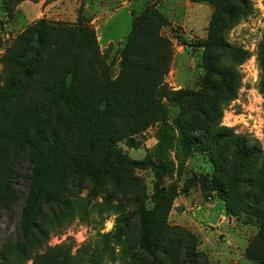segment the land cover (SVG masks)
<instances>
[{
  "label": "rangeland",
  "instance_id": "rangeland-1",
  "mask_svg": "<svg viewBox=\"0 0 264 264\" xmlns=\"http://www.w3.org/2000/svg\"><path fill=\"white\" fill-rule=\"evenodd\" d=\"M123 1L20 0L9 15L4 12L0 0V88L8 77L20 76V69L14 61L21 50L22 37L27 35L30 27L44 19L51 32L49 45L33 77L22 81L0 126V195L11 178L14 179L12 190L15 196L4 203L0 202V264L8 261L7 264H31L30 259L15 261L14 255L16 241L20 238L22 202L33 167L27 149L34 145L37 155H42L54 129L60 130L61 138L66 135L70 137L61 147L65 162L66 154H75L78 151L76 147L83 146L82 126L71 124L63 107L48 90L49 81L64 74L72 62L79 67L80 80L83 84L92 85L93 90L98 89L101 77L110 80L117 77L119 52L131 29V13H137L149 5L155 7L150 0H131L130 12L127 8L115 11ZM166 1L175 2V12L178 6L185 8L187 2H193ZM251 2L252 12L226 35L229 43L242 46L249 57L237 67L241 74L240 87L236 98L224 106L220 125L246 136L252 143L257 142L264 153V96L259 91L261 69L257 58L258 44L264 31V0ZM204 3L206 10L198 6ZM21 4L24 5L21 7ZM190 8L191 22L188 25L172 23L162 13L170 24L163 26L160 33L169 37L173 46L165 81L174 90H197L199 78L204 73L203 48L197 44L207 36L213 7L206 2H195ZM79 28L84 30L81 29L82 39L77 40L78 48L66 40L62 43L57 40L62 32L67 33L66 38H70ZM183 41L187 45H183ZM81 91L83 94L93 93L89 88H82ZM163 102L171 121L178 115L179 108L166 99ZM156 131L157 125H150L133 136L135 146L119 140L117 147L131 159L151 157L156 160L159 157L154 152ZM161 158V162L166 164L161 186L178 191L171 199L166 222L175 231L181 228L195 236L193 247L199 256H187L185 252L189 244L178 241L177 236L164 241V251L156 259H151L139 249V225L132 213L138 200H143L148 208L153 206L152 195L157 182L153 167L128 169L115 165L112 176L104 178L100 187L89 194L91 182L75 175L73 163L78 162L64 163L62 170L55 172L51 183L58 188L66 203L59 208H45L48 244L69 248L72 253L84 247L89 254L86 258L92 254L98 256L99 264H261L245 256V249L259 232V221L253 214L235 207L236 197L247 190V186L228 188L230 213H227L225 203L214 191H204L191 180L199 174L211 176L213 173L206 152L192 151L180 167L171 150ZM113 176L119 177L121 187H117ZM138 182L144 186L143 194L141 191L138 194ZM186 185L187 190L179 192ZM124 219L128 220V226Z\"/></svg>",
  "mask_w": 264,
  "mask_h": 264
},
{
  "label": "trees",
  "instance_id": "trees-1",
  "mask_svg": "<svg viewBox=\"0 0 264 264\" xmlns=\"http://www.w3.org/2000/svg\"><path fill=\"white\" fill-rule=\"evenodd\" d=\"M18 1L2 0L4 12L10 15ZM191 1L206 2L213 7L207 36L197 44L203 48L204 68L197 90H174L166 83L173 46L170 38L162 35L160 30L170 22L153 5L131 13V29L120 49L119 73L114 80L101 77L98 89L93 90L92 85L83 84L79 78V67L76 62H72L64 74L49 81L48 90L63 107L71 124H80L83 129L82 148L77 146L75 154H66V162H78L73 163L75 175L91 182L89 194L100 187L104 178L112 176L115 165L128 169L153 167L157 179L152 195L153 206L148 208L143 200H138L132 213L139 225V249L151 259H156L164 251V241L177 236L178 241L189 244L185 252L187 256H199L193 247L195 236L181 228L175 231L166 222L171 199L178 191L161 186L160 181L166 169L161 157L167 151H173L180 167L192 151L206 152L213 173L211 176L199 174L191 180L204 191H214L225 203L227 213H230L228 188L247 186L248 189L236 197L235 207L253 214L259 221L260 229L245 249V256L264 264V153L257 142L252 143L246 136L220 125L224 106L236 98L240 87L241 74L237 67L249 57L248 51L242 46L229 43L226 35L252 12V2ZM45 22L40 19L22 37V47L14 61L20 69V76L8 77L0 88V126L22 81L33 77L49 45L51 32ZM81 29L75 30L76 33L70 38H66L67 33L62 32L57 40L60 43L66 40L78 48L77 40L82 39L84 30ZM90 35L94 36L93 31ZM182 44L187 45L185 41ZM76 51L80 53L78 49ZM257 58L261 69L259 91L264 96V31L258 44ZM82 88H89L93 93L83 94ZM163 99L179 108L178 115L171 121ZM153 124L157 125L154 152L159 157L156 160L151 157L131 159L117 147L119 140H125L131 147L135 146L133 136ZM69 139L67 135L61 138L60 130L54 129L42 155H37L34 145L27 149L33 167L28 176V190L19 217L20 238L15 245V261L30 259L31 264H99L98 256L92 254L86 258L89 254L84 247L72 253L69 248L48 244L45 208H59L62 203H66L61 192L51 182L55 172H60L66 163L61 155V147ZM113 178L117 181V187H121L119 177ZM7 182L0 195L2 203L15 198L12 190L14 179L10 178ZM137 187L138 194L139 191L143 194V184L138 182ZM187 188L188 185L179 192H185ZM124 221L128 226V220ZM1 259L4 260L3 257Z\"/></svg>",
  "mask_w": 264,
  "mask_h": 264
},
{
  "label": "crops",
  "instance_id": "crops-1",
  "mask_svg": "<svg viewBox=\"0 0 264 264\" xmlns=\"http://www.w3.org/2000/svg\"><path fill=\"white\" fill-rule=\"evenodd\" d=\"M150 3H154L155 7L160 10L162 13L164 12L167 17L170 18V20L172 21V23H177V24H181V25H188V23L191 22L190 20V16H189V12H190V7H192V5L195 2H192L191 4L189 2H187L185 8L182 6H178L176 12H175V7L176 4L173 1H161V0H150ZM132 4L133 2L125 0L123 1V3L120 5V7H117V9H115V11L121 9V8H127L128 11L130 12L131 8H132ZM24 4H21V7ZM199 7H203L205 10L207 9L205 3L204 4H198ZM167 9V10H166ZM178 14L180 16H178ZM196 16V15H195Z\"/></svg>",
  "mask_w": 264,
  "mask_h": 264
}]
</instances>
